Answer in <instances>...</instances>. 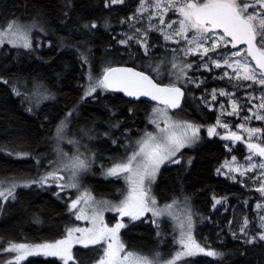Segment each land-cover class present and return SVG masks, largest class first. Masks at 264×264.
Here are the masks:
<instances>
[{
  "label": "rangeland",
  "instance_id": "obj_1",
  "mask_svg": "<svg viewBox=\"0 0 264 264\" xmlns=\"http://www.w3.org/2000/svg\"><path fill=\"white\" fill-rule=\"evenodd\" d=\"M124 1L111 0V4ZM207 1L210 0H139L134 14L116 38L119 45L146 47L152 32L161 36L169 53L149 63L150 74L159 83L194 88L198 80L191 75L200 72L226 81L229 86L213 87L199 96L207 110L214 113V122L193 123L165 106L150 104L145 118L140 120L141 128L129 122L127 125L132 124V128L122 129L121 135L112 140L119 144L118 152L110 153L104 140L109 119H94L88 124L76 117L74 121L77 105L68 110L54 126L48 148L34 158L38 173L31 178L1 180L0 198H11L18 188L51 187L58 197L65 198L77 223L54 241L8 242L4 250L10 253V259L6 262L19 264L28 256L41 255L56 256L68 263L74 246L94 244H102L103 252L91 264H180L197 256H217L215 250L204 247L195 237L196 225L203 218L197 202L188 195L160 202L154 193V183L162 167L179 161L177 156L194 148L203 137L212 136L222 139L228 151L216 172L258 193L251 207L252 219L246 213L240 217L233 215L229 232L246 243L264 239V76L244 48L232 44L225 32L209 25L198 26L188 17V10ZM228 1L251 23L256 37L257 30L264 29V0ZM46 32L34 19L7 21L0 25V48L3 45L12 49L29 50L33 45L37 48L41 46L40 36ZM191 56L196 58L195 68L187 64ZM117 61L105 59L104 67ZM103 71L86 73L80 102L98 92H107L102 84ZM18 83L13 85L14 92L30 110L54 98L38 81ZM184 155L188 157L189 151ZM101 157L111 162L101 161ZM103 162L107 165L96 175L93 165ZM109 179L118 180L105 192L115 198L95 192L99 180ZM213 203V209L220 204L218 199ZM243 203L246 205L248 200ZM227 205L223 204V210ZM142 217H149L157 227L169 226L175 243L170 256L126 249L120 232L126 220Z\"/></svg>",
  "mask_w": 264,
  "mask_h": 264
},
{
  "label": "trees",
  "instance_id": "obj_2",
  "mask_svg": "<svg viewBox=\"0 0 264 264\" xmlns=\"http://www.w3.org/2000/svg\"><path fill=\"white\" fill-rule=\"evenodd\" d=\"M138 4L139 0H125L117 5H112L111 0H0V25L14 19H34L47 31L40 36L39 49L35 45L29 50L12 49L6 45L0 48V181L34 177L38 173L34 158L42 149H47L57 121L76 105L74 121L76 117L88 124L94 119H109L104 128V140L110 153L118 152L119 144L115 145L112 140L121 135L122 129L132 128V124L127 125L129 122L141 128L140 120L145 118L150 104L130 102L108 91L104 94L98 92L80 102L87 72L97 74L116 64H128L151 76L149 63L169 53L167 45L155 32L149 35L146 47L118 44V32ZM257 32L256 41L264 49V29ZM105 59L118 61L104 67ZM187 61L196 67L195 57L191 56ZM191 76L198 80V86L184 88V102L174 113L193 123H212L214 113L207 110L199 96L205 95L204 91L210 88L229 84L213 79L210 73ZM23 81L29 84L40 82V87L49 89L54 98L30 110L13 88L14 84ZM187 151L189 155L184 158ZM187 151L177 156L179 161L160 169L154 193L160 202L186 195L197 202L203 218L196 225L195 237L204 247L215 250L217 256H197L180 264H264V239L246 243L228 230L233 215L240 217L246 213L252 219L251 207L258 193L216 172L228 156L224 141L218 136L203 137ZM19 153L25 156H15ZM237 155L240 157L239 153ZM100 160L111 162L105 157ZM104 165L107 163L94 164V173L98 175ZM117 181L99 180L95 192L115 198L105 192ZM214 199L220 202L216 209H213ZM245 199L248 200L246 205L243 203ZM224 203L228 204L226 210H223ZM76 223L65 198L58 197L53 188L31 186L16 189L11 198H0V264H17L6 262L10 259V253L4 250L8 242L54 241ZM170 234L169 226L157 227L149 217L126 220L120 232L127 250L146 255L158 252L165 257L170 256L175 248ZM102 252V244L77 245L73 247L72 260L68 263L56 256L32 255L19 264H91L101 257Z\"/></svg>",
  "mask_w": 264,
  "mask_h": 264
},
{
  "label": "water",
  "instance_id": "obj_3",
  "mask_svg": "<svg viewBox=\"0 0 264 264\" xmlns=\"http://www.w3.org/2000/svg\"><path fill=\"white\" fill-rule=\"evenodd\" d=\"M187 15L198 26L209 25L225 32L232 44L244 48L264 76V52L256 44L251 23L238 13L233 3L210 0L192 7ZM102 84L106 91L119 94L130 102L165 106L171 112L179 110L185 99L182 86L159 83L145 71L128 64H116L106 69Z\"/></svg>",
  "mask_w": 264,
  "mask_h": 264
},
{
  "label": "bare ground",
  "instance_id": "obj_4",
  "mask_svg": "<svg viewBox=\"0 0 264 264\" xmlns=\"http://www.w3.org/2000/svg\"><path fill=\"white\" fill-rule=\"evenodd\" d=\"M102 135V134H101ZM106 136V135H105ZM108 138H111V137H108ZM51 139V138H50ZM50 141V140H49ZM107 144V143H106ZM44 145V144H43ZM49 145V144H48ZM48 148V147H47ZM45 150V149H44ZM51 150V149H50ZM48 152V151H47ZM46 155V154H45ZM42 157V156H41ZM46 159V158H45Z\"/></svg>",
  "mask_w": 264,
  "mask_h": 264
}]
</instances>
